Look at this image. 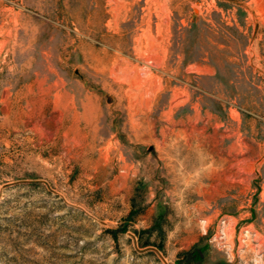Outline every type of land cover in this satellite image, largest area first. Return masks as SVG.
Instances as JSON below:
<instances>
[{
    "label": "rangeland",
    "instance_id": "374dc122",
    "mask_svg": "<svg viewBox=\"0 0 264 264\" xmlns=\"http://www.w3.org/2000/svg\"><path fill=\"white\" fill-rule=\"evenodd\" d=\"M0 264H264V0H0Z\"/></svg>",
    "mask_w": 264,
    "mask_h": 264
}]
</instances>
